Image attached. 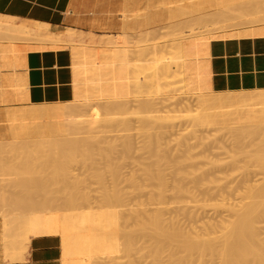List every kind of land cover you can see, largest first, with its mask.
<instances>
[{
    "label": "rangeland",
    "instance_id": "rangeland-1",
    "mask_svg": "<svg viewBox=\"0 0 264 264\" xmlns=\"http://www.w3.org/2000/svg\"><path fill=\"white\" fill-rule=\"evenodd\" d=\"M216 1L217 0H145L144 9H140L139 11H137V9H129V11L124 12V16L130 18L129 23L131 24L119 29L115 35L103 36V38L108 37L107 42H110L114 41L116 39V36L119 37V34L125 33L129 41H127V43L124 42V44L122 42L120 46H128L132 50V56L130 55V58L132 60L130 61V64H132V74L128 75L129 78H124L125 80L122 79L124 82H121L120 79V85L122 83L125 84L121 85L123 86L124 90L122 89L121 91H119L117 95H112L113 97H108L109 94H112L111 91H108L110 92L109 94L107 93L108 96L106 98H102V90L98 91L96 88L90 89L84 83L79 82L80 80L82 81L87 78L92 80L95 87L98 86V81L97 79H95V76H92V73L87 70V67H95L97 66L96 64L84 63L79 65L73 63L76 95L74 100L72 101H84L89 102L93 105L89 106V108L92 109L90 113L91 115L93 114V116L88 115L89 119L88 117H86L87 115L85 117L87 120L86 124H89L88 126L91 125L92 127H95H90V129L84 130L85 132L76 133L77 135L79 134L78 138H76V134H70H74L73 137L76 136V140L85 136H87L86 138H88V136L91 137L89 138L90 141H86L87 139L85 140L84 138V140L86 142H89V144L92 143L91 140L95 137L101 140L103 139L104 143L100 142L101 140L97 141V139L95 138V142L100 143L94 146H92L93 144H90L91 149L95 150L93 151L94 156L92 157V159L90 158L89 161L88 159L84 160L82 158H79L78 161H75L71 164L72 167H70L72 168V172L74 171V174L77 173L80 178H83V180L79 184L83 192L87 193V195L85 193L87 198L81 205L77 206L76 208L72 207V209H68L67 207H65L67 208L66 210H64L65 208L61 209V207H64L63 200L64 198L66 199L68 197L67 194L72 191L69 192L68 190H66L67 192H64L62 190L64 193L60 192L62 193L61 196L60 193H58L61 189H64L62 188L63 177L60 176V174H58L59 171H57V167L59 168L60 163L55 159L54 164L56 161L58 162L55 164L56 170H54V164L52 165V162H49L50 166H54L53 168H51L55 171V173L57 171L56 176L53 175L55 176L54 178H56V180L52 177V174H55L54 171H52L53 173H51V171L45 170V167L47 166L46 161L51 158L50 152H58V150L54 151L52 147L56 149L60 147L62 149L65 138L67 139L70 134H59L60 139L62 138V136H65L63 137V140L61 139V141L60 139H57V135L56 139L58 141L56 140V144H51L50 142L41 144L42 146H48L49 144V149H52L54 152L50 151L48 147L46 149V146L35 148V150L45 148L46 152L49 151L47 153H43L46 156L45 160V156L43 155V158L41 156L42 153L40 154L41 151H35L33 149L35 146H39L40 144L37 145L36 143H34L35 141H32L31 144H24V140L22 138L13 137L10 130L11 124L21 121L19 115H12V111H15L16 109L20 110L32 108V106H30L29 104L21 102V99L24 96L25 79L23 75L19 73L17 74L16 70L18 67L24 65L25 56L28 52L27 47L34 46L35 44L37 45L39 42L25 37L21 38L18 41V39L20 38L18 36L17 40H9L12 36H10L9 39H6L3 33L2 35L4 36L0 35V100L2 102L0 103V149L4 151L3 153H0V155L2 156L1 159H5L4 161L9 165L8 170L6 168L2 174V170H0V179H3V183L0 184V230L6 243L8 242V244H10L11 242L8 239V234H5L7 228L5 229L6 226L4 227L5 217H3V215L11 216L18 209L20 211H18L19 213L17 212L18 214H26L28 212L30 213V211L32 212V210H30L29 207H31L33 211L53 207L49 209H53L54 211L58 210L57 212L59 213L61 212L62 214H69L72 216L83 215L86 212L95 213L97 216L102 213L110 215L108 220L103 221V226L105 227V230H110V232H114V230L116 229L114 235L115 233L117 235L119 234L118 237L115 236L118 239L114 237L116 239V242L113 238L114 242L112 244H105V242H101L104 244L101 248H99L100 246L98 247V245H94L96 246L94 249H92L93 247H90L89 251H84L85 253L83 252L81 254L80 252H78L79 254L77 253V255L73 252L75 255H72L71 257V259H74L72 264H74V262H81V264H222L223 261L224 264L225 259L221 255L222 251L219 248L222 245L223 240V237L221 236L223 234V226H226V224L229 223V220H232L234 217H238V215L233 216V213L229 211L228 206L230 204H233L236 212L240 213V200L242 199V203L244 204L243 216L246 222L252 223L254 226H258L262 231H264V194L259 195L257 193V189H259L260 186L264 185V89L254 91H234V100H232V102L228 104V107H226V110L224 112L220 113V117H218V120H216L218 123L210 120L214 123L213 124L209 122V120L202 118L204 110L203 108H200V106L201 104H203V102L201 103L200 101H202V99L198 97V93L201 94L202 92H200L199 89H195L197 86H193L194 84L192 85L189 78H186L187 74L165 73L160 68V65H172L175 63V61L179 63H185L183 62V59L179 58V56L184 53L178 52V50L174 49L171 44L174 41H178L186 37V34H188L189 32L187 24L189 25L191 23L190 26H192L193 21H195L196 25L198 26L197 22H200L202 25H206V22L210 23L212 22L211 20H220V18H217V16L211 15L213 17H209V13L211 14V12L213 11L216 12L219 9L220 11L225 12V10L221 9L228 5V1L225 0L226 4L224 3V0L219 3ZM245 1L246 0H232V2L229 1L230 3L228 6L230 7V5L237 3L236 6L238 7V4H242V2L245 4ZM247 1H249L247 2V4L250 3V0ZM252 1L253 0H251V2ZM255 1H257L258 6L256 4H253V6L254 8L258 9L251 8L252 4L250 3L248 5L250 6L249 10H247L248 8L240 10V8L238 7L239 12H244L247 10V13L252 12L250 14L251 16L255 14V17L257 19L259 18V16L264 17V1ZM255 1L253 2L255 3ZM222 2L225 5L221 4L219 6V4ZM236 6H234L233 8H236ZM239 6L241 7V5ZM229 7H227L226 10H229ZM231 8L232 6L230 7V9ZM202 11H204L203 13L209 12L207 13L206 18L211 20L208 21V19L206 18L204 20L205 16H203L202 18H198L200 14H202ZM237 11L233 9L234 13L232 12V15H238L237 17H233L232 15H230L231 13L229 10V15L233 18L228 16V14L226 13L228 17L226 16L224 19L227 18L228 21L223 19L222 25L219 20L217 21L219 22L221 27H226L224 28V30H227V32L225 31L224 33L225 37L235 36L234 34L231 35V31L233 33L235 29H243L248 25L242 27L240 23L251 21V19L249 20V18L251 17L249 16V14L245 12L244 14L242 12V15L239 16V14L241 13H238ZM256 12L259 15H256ZM224 14L223 16H221V18L224 17ZM153 15L155 16V20H152L151 18ZM196 15L197 17H195ZM189 17L191 18V22L188 21L190 20ZM229 17L230 20L228 19ZM254 18L252 19L254 20ZM201 19H203L204 22L206 21V24H203V22H201ZM184 20L188 22L185 23ZM216 21L215 23H213L215 27L220 26L216 23ZM230 21H235L236 23L234 22L233 24L237 26L232 27L233 24H230ZM153 23L155 24V26H153ZM175 23L177 25H175ZM183 23L186 25H184ZM200 23L199 25H201ZM263 23L264 21L259 22L253 27L263 25ZM196 25L194 24V27H197ZM68 33L73 34L74 31L70 29ZM216 33H218V31H216ZM15 35L16 34H14L13 38L16 37ZM128 42L130 43L128 44ZM12 43H14L15 45H13ZM93 58H91V60ZM96 60L101 61L100 59ZM122 63L125 64V62ZM122 63L118 62V64ZM142 65H144L146 69H144ZM138 66H140V70L137 69V71H135ZM7 68L12 69V74L9 76L4 74V70ZM103 74L105 76L107 72H104ZM116 81L118 80H115L114 82L116 83ZM224 92L227 93V91ZM208 93H210V91H208ZM200 94L199 96L201 97ZM168 97L173 98L168 99ZM164 98H166L165 101H163ZM180 99L182 100V103L188 104L182 105L180 103ZM185 99L187 100L186 102ZM168 100L171 102L173 100L174 101L172 103H168ZM143 101H145L146 103H148L149 101L151 104L152 102H154V105H150V107V103L145 104ZM101 102L102 105L105 102V105L109 104V106L106 107L102 106L105 109L109 108L106 109L107 111L102 110V107L99 104ZM120 103L122 105H125L124 108L122 105H120ZM142 103H144L146 106L148 105L146 109L147 111L144 110L145 108H142L143 105L140 106ZM111 105H113L112 107L115 106L116 108L119 105V107L123 109H120L118 107L119 110L114 108L112 109V111L110 110ZM186 105L189 106L187 107ZM98 106L99 108L101 107L100 109L102 111H105L106 113L98 109ZM44 107L49 106L44 105ZM184 107L187 109H185ZM189 107L191 108L189 109ZM125 108H127L126 111ZM97 109L104 115L100 116L98 122H93V120L97 121V119H95V117H97L95 116L97 115L95 112L97 111ZM108 111H110V114ZM20 113L21 112H19V114ZM159 117H161L162 119ZM90 118L92 119V121ZM125 118L127 121L122 122L123 120H125ZM149 120H151L152 122ZM85 121H83L84 125H86ZM126 123L128 124V126L126 125ZM114 124L116 127L119 125L117 127V129L119 128L118 130H114V128H116ZM88 130L89 133L90 131L92 133L89 134L88 132H86ZM92 134H94V136ZM118 134L121 137H124L123 134H126L127 136L125 135L124 138H121V141V139L118 138ZM150 137H152V139ZM75 138H73V140ZM125 138H130L129 140L132 143H124ZM201 138L202 141H200ZM131 139H133L134 141ZM9 140L12 142L11 145L14 142V146L17 145L18 147L30 144V146L28 145L27 148L30 147L29 149H31L32 146V151H34L33 154H35L33 155L31 153L32 156L29 157L30 159L24 158L23 161L20 160L23 159V157L21 158L17 155L14 156V153H10L13 145H9ZM17 140L18 142L20 141L18 144H16ZM81 140H78L77 146L80 145L81 147V145H83L84 149L87 144L79 143ZM84 140H82V142ZM112 143L114 144L112 145ZM123 143L125 144V149L127 150L123 149ZM57 144L58 146H56ZM6 146L10 150H8ZM191 146H193V148H191ZM80 147L78 146L79 150L81 149ZM24 148H26V146ZM60 148L59 153L61 152ZM88 148H90V146H88ZM100 150L102 153H104H99ZM123 150L125 154L123 153ZM126 151L128 153H126ZM164 152L166 153L167 158L163 160L158 155H161L160 153ZM4 153H6V156H3ZM59 153H57V155ZM111 153L113 154V156L110 155ZM230 153L235 157L234 165L230 166V164L228 163L222 166V170L220 168V170H218V166H215L211 163L212 160H220V162L224 160V163L226 161L228 162V159L231 160L232 157V155H228ZM28 154L23 156L27 157ZM107 154L110 157H107ZM38 155L41 156L42 159ZM54 155L56 154L54 153L51 159L54 158ZM112 157H114V159ZM95 159L97 161L96 165L94 161ZM17 160H19L20 163ZM107 160L111 161L107 162ZM15 161H17L18 164ZM92 161L94 163H92ZM13 162L15 163L13 164ZM23 164L27 167L23 166ZM92 164H94L96 167ZM49 165L47 166V168L49 167ZM51 168L49 167L50 170ZM109 169H114L115 174L116 172L119 173L116 174L117 176H115V181L113 180L114 175L112 174L111 176L112 172ZM147 169H150L149 171L151 174L152 172L155 174L161 172L166 179V184L161 186L155 178H152L150 173L146 174L148 173ZM95 171L102 172L101 174L104 175L103 177H105L103 178L104 181L101 180L100 182V180L94 177L93 174L95 173ZM48 172H50V176H48ZM79 172L82 174H79ZM44 174H48L47 176L49 177V179H51L52 177L54 179V181L53 179H51L53 183H55V181L59 182L62 179L60 181L61 183H55L56 185L61 184V187H57L58 190L55 191L56 189L54 187H56V185L52 184L54 190L51 185L52 189L49 188V190L47 189L46 191H44L45 194L49 191V193L47 194L50 196H45L44 193L40 192L37 193L34 197L35 193H32L34 197L33 199L32 195L28 196L30 194L28 190H25V185L30 184L36 179H40V177H42ZM57 174L58 177L60 176L59 180ZM132 178H134V182H132ZM1 181L2 180H0V182ZM115 184L117 185V187H115ZM14 191L16 192V194L14 193ZM26 191H28V195H26ZM50 191L51 194L53 193L52 195L50 194ZM22 192H24L25 195H23ZM57 193L59 196L57 195ZM105 193H109V195L117 193L119 194V198L114 200L113 202L106 203L103 200ZM11 195L14 196L10 198ZM39 195L41 199L39 198L40 202L38 203H41L42 206L44 203H42V201L46 200L47 197V200L44 204L45 208H42L41 205L39 206L40 208H38V204H36L35 198L39 197ZM63 195L66 197H64ZM24 196L26 198H30L29 201H31V203H28V199L25 202L23 199ZM55 196L60 198L58 199ZM18 197H21L19 200L21 201L23 199V202L28 204L29 207L27 208L28 205L22 204V201V205L20 204V201H18L16 203L17 205H19L16 206L15 201L18 200ZM50 198H52V200ZM48 199L52 204L48 203ZM58 200L61 201H59L58 203ZM32 201L35 202V206L38 209H35L36 207H32L31 204H34L32 203ZM62 201L63 205L61 204ZM8 202H10V204ZM58 204L59 206L60 204L62 205L60 206V209L58 207ZM225 204L228 206H226ZM8 205L11 206V208H8ZM56 206L58 207V209ZM248 207H252V210L253 207L256 208L254 212L252 211L251 213L249 212ZM22 208L25 209L23 210ZM113 215L118 216L119 219L116 221L118 224L114 223V221L112 220L111 217ZM156 216L160 218L161 223V232L159 233V235H156V233H154L152 225L147 224L149 218ZM227 219L228 221H226ZM226 229L224 230L226 231ZM125 230L132 231L135 234V238H133V241L131 239L132 244L130 245L129 249L126 247V245H128L129 247V244H127L128 242L124 244V241L126 239L124 237ZM174 230H180L184 235L189 236L190 239H193V241L195 242L197 241V244L199 243L200 245H204L205 242L213 240L212 242L215 248H205V251H201L202 249L193 251L192 249L188 248L190 251H186L187 247H183V245H187V238L176 240L167 237V234L170 231ZM261 237H263L262 240L254 239L250 241L249 238L246 237L243 241L239 242V252L241 253L240 255H238L235 264H264V232L262 233ZM15 239L17 240V238L15 237L12 243L14 242L16 244ZM190 239L188 238V241H190ZM191 243L193 242L191 241ZM117 244L119 245V247L117 246ZM64 264L71 263H66L64 261Z\"/></svg>",
    "mask_w": 264,
    "mask_h": 264
},
{
    "label": "bare ground",
    "instance_id": "bare-ground-1",
    "mask_svg": "<svg viewBox=\"0 0 264 264\" xmlns=\"http://www.w3.org/2000/svg\"><path fill=\"white\" fill-rule=\"evenodd\" d=\"M221 1H223V0H217L216 2H221ZM228 1V5H229V1H231L232 2V0H227ZM253 1H255V0H253ZM252 1V2H253ZM260 1V0H259ZM258 1V2H259ZM264 1V0H263ZM215 2V3H216ZM226 1L224 0V3H225ZM235 2V1H234ZM233 2V3H234ZM244 2V1H243ZM242 2V4H244ZM247 2H249V1H245V4H246V6H245V4L244 5H242L241 3L240 4H238V7L240 8V10L241 9H247V10H249V7L250 6H248L250 3L252 4L251 6V8H254V6H253V4H256L257 6H258V3H257V1H255V3L253 2H251V0H250V3H248L247 4ZM261 2V1H260ZM214 3V4H215ZM223 2L222 3H220L219 4V6L221 5V4H223V5H225ZM217 4V3H216ZM211 5H212V3H211ZM228 5H226L227 7H229ZM236 6L237 5V3H235V4H232V5H230V7L232 6V10L230 9V7H229V10H230V15H232L234 12H233V9H235V11H237L239 8L236 6V8H233L234 6ZM239 5H241V7H243V8H241ZM259 5H260V3H259ZM215 6V5H214ZM223 7V8H225V9H221V10H225V12L224 11H220V9L219 10H217L216 12L215 11H213V12H211V14L209 13V12H206V13H203L204 11H202V14H200V16L198 17V18H202L203 16H205L204 17V20H205V18H206V15H207V13H209V17H213V16H217V18H220V20L219 19H217V21L219 20V22H221V25H222V23H223V19L227 16V14H228V16H230L229 15V10H226V8L227 7ZM244 6H245V8H244ZM256 6V7H257ZM261 7V6H260ZM263 7V6H262ZM237 9V10H236ZM254 9H258V8H254ZM253 9V10H254ZM260 9V8H259ZM264 9V8H263ZM262 9V10H263ZM246 10V11H247ZM253 10H250V11H253ZM226 11H228V12H226ZM246 11H244L245 13H247ZM259 11V10H258ZM261 11V10H260ZM233 12V13H232ZM238 13H241V14H239V16L240 15H242V12L243 11H241V12H239V10L237 11ZM243 12V13H244ZM255 12V11H254ZM262 12V11H261ZM225 13V14H224ZM227 13V14H226ZM237 13V14H238ZM244 13V14H245ZM252 12H250V13H247V14H249V16H251L250 14H251ZM264 13V12H263ZM222 14V15H221ZM223 14H224V17H222L221 18V16H223ZM244 14H243V17H244ZM246 14V15H247ZM211 15H213V16H211ZM256 15H259V14H257V12H256ZM261 15V14H260ZM263 15V14H262ZM227 16V17H228ZM233 17H237L238 15H232ZM232 16H230V17H232ZM254 17H255V14L253 15ZM253 16H251L250 18H249V20L251 19V21H248V22H243V23H240V22H238V23H240V25L243 27V26H245V25H248L247 27H245V28H243V29H239V30H234V32L232 33V31H231V35H235V36H243V35H249V36H253V35H257V34H260V35H262V34H264V23H263V25H259V26H255V27H253L254 25H257L259 22H263L264 21V17H262V16H259V18L257 19L256 17V19L253 17ZM264 16V15H263ZM195 17H197V15L195 16ZM208 17V16H207ZM230 17L228 18L229 20H230ZM232 17V18H233ZM246 17V16H245ZM258 17V16H257ZM261 17V18H260ZM192 18H193V16H192ZM252 18H254V20L252 19ZM263 18V19H262ZM187 19V18H186ZM189 19L190 20H188V21H190L191 22V18L189 17ZM197 19V18H196ZM206 19H208V18H206ZM237 19V18H236ZM235 19V20H236ZM202 21L201 22H203V24H206V25H202L200 22V24L201 25H199V23L197 22V24H198V26L196 25V23H195V21H193L192 22V26H190L191 25V23L188 25L187 24V27L189 28L188 30H189V32H188V34H186V37L185 38H183V39H181V40H178V41H174L172 44H171V46L174 48V49H176V50H178V52H183L184 54H182L181 56H179V58H181V59H183V62H185V63H179V62H177V61H175V63L174 64H172V65H160V68L165 72V73H186L187 75H186V78H189V80L191 81V83H192V85L193 86H197L195 89L197 90V89H199V91L200 92H202L201 94L200 93H198V97L199 98H201L202 99V101H200L201 103L203 102V104H201V106H200V104H199V106H200V108H203V114H202V118H204V119H207V120H209V122H211L210 120H212V121H214V122H216V123H218L216 120H218L217 118L218 117H220V113L221 112H224L225 110H226V107H228V104L230 103V102H232V100H234V98H235V93H234V91H227V93L226 92H224V91H220V92H218V91H214L213 89H212V87H211V84H210V72H209V68H208V61H207V57H208V55H209V51H208V48H209V43H210V41L212 40V39H214V38H224L225 37V35H224V33H225V31L227 32V30H224V28H226L225 26L224 27H221V25L219 24V22H217L215 19V21H216V23L217 24H219L220 26H217V24H216V26L217 27H215V25L213 24V23H215V21H213V20H211V19H208V21L209 20H211L212 22H210V23H212V24H210V23H208V22H204L203 21V19H201ZM224 20H227V18L226 19H224ZM188 21H185L184 20V22L185 23H187ZM198 21H200V20H198ZM228 21V20H227ZM183 22V21H182ZM235 22V21H234ZM233 21L231 22L230 21V24H233L234 23ZM197 26V27H194V24ZM229 23V22H228ZM228 23H227V25H228ZM236 23V22H235ZM237 23V24H238ZM184 24V23H183ZM175 25H177L176 23H175ZM180 25V24H179ZM184 25H186V24H184ZM213 27H212V26ZM240 25H238V26H240ZM183 26V25H182ZM229 26H231V25H229ZM235 26H237V25H232V27H235ZM192 27V28H191ZM72 31H74L73 29H71ZM68 31H70V29L69 28H67L65 31H56V32H58V34H60V35H62L63 33H65V32H68ZM216 31H218V33H216ZM2 33L5 35V37H6V39H9V37L10 36H12V37H10V39L9 40H17L18 39V37H20L19 39H18V41L21 39V38H30L31 40L33 39V41L35 40V41H38L39 43L36 45L35 43H33V44H35L34 46H29V47H27V50H31V49H45V48H57V47H64V46H69L70 48H71V52H73V59H74V61H73V63L74 64H79V65H81V64H90V63H94V64H96L97 66H95V67H87V70L90 72V73H92L91 75L92 76H95V79H97V81H98V83H97V85L98 86H94L93 85V82H92V80H90V79H84V80H80L79 82L80 83H84L87 87H89L90 89L91 88H96L98 91H103V94H101V96H102V98H106L107 96H108V94L110 93V92H108V91H111L112 92V94H109V96L108 97H110V96H114V95H117V93L119 92V91H121L122 89H123V86H121L122 84L123 85H125L124 83H122L121 85H120V83H119V81H120V79H121V82L123 81L122 79H126V78H129L128 77V75H130V74H132V68H131V66H132V64H130V61H132L131 60V58H130V55H131V53H132V50L130 49V47H128V46H120V44L123 42V44H124V42L125 43H127V41H129L128 39H127V35L125 34V33H122V34H119V37H117L116 36V39L114 40V41H110V42H104V43H91V44H89V43H85L82 39H80V38H69V39H63V38H61V37H59V38H52L50 35H41L40 33H33L31 30H30V28L27 26V25H24V24H17V23H13L12 21H11V19L10 18H7V17H5V16H1L0 15V35L1 36H4V35H2ZM14 34H16L15 36L17 37H14V38H16V39H14L13 38V36H14ZM50 34H52V33H50ZM128 35H129V33H128ZM227 36V35H226ZM8 37V38H7ZM12 38V39H11ZM94 38V37H93ZM24 41H25V39H24ZM93 41V40H92ZM14 42V41H13ZM21 42V41H20ZM32 42V41H31ZM130 42H128V44H129ZM13 45H15L14 43H12ZM22 44V43H21ZM25 44V43H24ZM122 44V45H123ZM127 44V45H128ZM132 56V55H131ZM212 56V55H211ZM94 57V58H93ZM91 58H93L92 60H91ZM84 61H83V60ZM96 59H100L101 61H98V60H96ZM122 59V60H121ZM82 60V61H81ZM118 60H121V61H118ZM87 61V62H86ZM118 62H125V64L124 63H122V64H118ZM72 63V64H73ZM132 63V62H131ZM143 67H144V69H146V67L144 66V65H142ZM141 66V67H142ZM174 67H176V68H174ZM140 68V66H138L136 69H135V71H137V69H139ZM140 70V69H139ZM141 70H143V69H141ZM134 71V70H133ZM104 72H107V74H105V76H104ZM143 73V72H142ZM142 75H144V74H142ZM103 76H104V79H103ZM124 79V80H125ZM115 80H118V81H116V83L117 84H119V85H117L114 81ZM24 82H25V80H24ZM124 82V81H123ZM25 85H24V96L22 97V99H21V102L23 103V102H25L26 101V96H25V90H26V83H24ZM103 87H104V89H103ZM74 89H75V86H74ZM124 90V89H123ZM208 91H210V93H208ZM105 92H106V94H105ZM204 92V93H203ZM108 93V94H107ZM199 94L201 95V97L199 96ZM119 95H120V93H119ZM112 96V97H113ZM117 97V96H116ZM169 98H173V97H168V99ZM187 98V97H186ZM165 99L166 98H164V100L163 101H165ZM200 99V100H201ZM110 100V99H109ZM113 100H115V99H113ZM119 100V99H118ZM181 100V99H180ZM16 101V100H15ZM101 101V100H100ZM105 101V100H104ZM162 101V102H163ZM167 101V100H166ZM174 101V100H173ZM172 101V102H173ZM179 101V100H178ZM187 100L185 99V102H186ZM17 102V101H16ZM145 104H149L150 102L148 101V103H146L145 101H143ZM169 102H171V101H169L168 100V103ZM171 102V103H172ZM199 102V103H200ZM0 103H2L1 102V100H0ZM18 103V102H17ZM106 103V102H105ZM105 103L102 105V102L101 103H99L100 105H101V107L102 106H104V107H106V106H109V104L107 105H105ZM110 103V102H109ZM112 103V102H111ZM113 103H114V101H113ZM112 103V104H113ZM144 103H142L140 106H142L143 105V109L144 110H146L147 109V107H148V105L146 106ZM154 102H152V104L150 103L149 104V106L151 105H154L153 104ZM164 103V102H163ZM180 103L183 105L184 103H182V100L180 101ZM94 104V103H93ZM116 104V103H115ZM165 104V103H164ZM185 104H188V103H185ZM184 104V105H185ZM195 104V103H194ZM19 105V104H18ZM30 106H32V108L31 109H20V110H15V111H12V115H14V116H17V115H19V117H20V119H21V121L20 122H14L13 124H11L10 125V130H11V133H12V136L13 137H15V138H22L24 141H23V143L24 144H27V143H30L31 144V142L33 141H35L34 143H36L37 145L38 144H40L39 146H35L33 149L35 150V148H39V147H45L44 145L42 146L41 144H46V142H50L51 144L52 143H54V144H56V140L57 139H60L59 138V134L61 135V134H64L65 135V133H67L68 135L70 134V133H74V134H76V133H81V132H85L84 130H86V129H90V127H92L91 125L90 126H88L89 124H86L87 123V120H86V117H88V115H90V116H93V114L91 115V110L92 109H90L89 108V106L91 105V106H93L91 103H89V102H84V101H81V102H78V101H69V102H63V103H53V104H29ZM44 105L45 106H49V107H44ZM97 105V104H96ZM120 105H122L121 103H120ZM182 105H181V107H182ZM193 105V104H192ZM196 105V104H195ZM113 105H111V109L110 110H112V109H114V108H116L115 106L114 107H112ZM123 106V108H124V106L125 105H122ZM144 106H146V107H144ZM150 106V107H151ZM167 106H169V105H167ZM187 106V105H186ZM189 106V105H188ZM187 106V107H188ZM198 106V105H197ZM196 106V107H197ZM22 107V106H21ZM24 107V106H23ZM100 107V108H101ZM118 107H119V105H118ZM116 108V109H118L119 110V108ZM149 107V108H150ZM30 108V107H29ZM98 109H100L99 108V106L97 107ZM123 108H120V109H123ZM185 108V107H184ZM191 107H189V109H190ZM97 109V111H95L96 112V114L97 115H95V116H97V117H95V119H97V121L96 120H93V122L95 121V122H98L99 121V118H100V116L101 115H104V114H102V112H105V111H107L106 109H109V108H103L102 107V110H105V111H102L101 109V111L102 112H99V110ZM129 109V108H128ZM185 109H187V108H185ZM188 109V110H189ZM127 110V108H125V111ZM149 110V109H148ZM160 110V109H159ZM187 110V111H188ZM113 111V110H112ZM147 111V110H146ZM191 111V110H190ZM7 112H8V110H7ZM19 112H21L20 114H19ZM95 112H94V114H95ZM109 112V114H110V111H108ZM106 113V112H105ZM118 113V112H117ZM146 113H148V112H146ZM115 114V113H114ZM119 114V113H118ZM122 114V113H121ZM87 115V116H86ZM113 115V114H112ZM81 116V117H80ZM86 116V117H85ZM114 116V115H113ZM149 116V115H148ZM79 117V118H78ZM84 117V118H83ZM151 117V116H150ZM158 117V116H157ZM80 118H83V119H80ZM92 118V117H91ZM90 118V119H91ZM124 118V117H123ZM159 118H161V117H159ZM7 119V118H6ZM88 119H89V117H88ZM94 119V118H93ZM108 119V118H107ZM121 119V118H120ZM158 119V118H157ZM162 119V118H161ZM82 120V121H81ZM86 120V121H85ZM129 120V119H128ZM147 120V119H146ZM79 121H81V122H79ZM83 121H85V124L86 125H84V123H83ZM90 121V120H89ZM91 121H92V119H91ZM101 121V120H100ZM116 121V120H115ZM119 121V120H118ZM126 122L127 120H126V118H125V120H123L122 122ZM149 121H151V120H149ZM110 122V121H109ZM121 122V123H122ZM135 122V121H134ZM148 122V121H147ZM152 122V121H151ZM160 122V121H159ZM163 122V121H162ZM161 122V123H162ZM89 123H91V122H89ZM103 123V122H102ZM112 123V122H111ZM115 123V122H114ZM120 123V122H119ZM130 123V122H129ZM150 123V122H149ZM211 123H213V122H211ZM101 124V123H100ZM117 124V123H116ZM214 124V123H213ZM93 125H95V124H93ZM122 125H124V124H122ZM126 125L128 126V124L126 123ZM151 125V124H150ZM160 125V124H159ZM100 126V125H99ZM114 126H115V124H114ZM113 126V127H114ZM119 126V125H118ZM117 126V127H118ZM141 126V125H140ZM93 127H95V126H93ZM92 127V128H93ZM111 127V126H110ZM116 127V126H115ZM117 127L116 128H114V130L116 129V130H118L117 129ZM121 127V126H120ZM123 127V126H122ZM163 127V126H162ZM124 128V127H123ZM133 128V127H132ZM121 129V128H120ZM124 130V129H123ZM129 130H130V128H129ZM181 130V129H180ZM86 132H88L89 133V130L88 131H86ZM88 133H87V135H88ZM90 133H92L91 131H90ZM89 133V134H90ZM74 134L73 135H69L68 136V138L67 139H69V140H67L66 138H65V140H64V144H63V146H64V148H63V146H62V149L60 148V153H59V148H53L52 146L54 145H52L51 147H52V149L55 151V150H58V152L57 151H53L52 149L50 150L49 149V144H48V146H46L45 148L47 149V147H48V149L50 150V151H53L56 155H57V153H59L57 156L56 155H54V160L53 159H51L52 157H53V154L54 153H52V152H50L51 153V158H49V160L48 161H46V164H47V166L50 164L49 162H52V165L54 164V161H55V159L56 160H58L59 161V168L57 167V171H59L58 172V174H60V176H62L63 177V183H62V188H64V189H61L58 193H60V192H62V193H64L66 190H68L69 192L70 191H72V192H70V193H68L67 194V198L65 199L64 198V203H63V201L61 202V204L63 203L64 204V207H61V209L63 208H65V207H67L68 209H72V207L74 208H76L77 206H79V205H81L83 202H84V200L87 198V193H86V195H85V193L83 192V190H82V188L80 187V182L83 180V178H80L79 177V175H77V173L76 174H74L73 172H72V166H71V164L73 163V162H75V161H78V159L80 158H82V159H84V160H89L90 158L92 159V157L94 156V153H93V151H95V150H92L91 149V145L92 146H94V145H96V144H99L100 142H103V139L101 140V139H99V138H96L97 139V141L98 140H101L99 143L98 142H95L96 140H95V138L94 137H92V138H94V139H92L91 140V142L92 143H90L89 144V142H86V141H90V139L89 138H91V137H89L88 136V138H86L87 136H85V137H83V138H79V139H77L76 140V138H78L79 136V134L77 135V137L75 138V137H73L74 136ZM151 134V133H150ZM57 135H58V138H57ZM93 136H94V134H92ZM116 135V134H115ZM119 135V134H118ZM125 135L126 134H123V136L125 137ZM152 135V134H151ZM11 136V137H12ZM56 136V137H55ZM113 136V135H112ZM127 136V135H126ZM132 136V135H131ZM159 136V135H158ZM61 137V136H60ZM63 137H65V136H62V140H63ZM69 137H71V138H69ZM114 137V136H113ZM117 137V136H116ZM124 137H121L120 135H119V137L118 138H124ZM129 137V136H128ZM161 137V136H160ZM204 137V136H203ZM14 138V139H15ZM57 138V139H56ZM73 138H75L74 140H73ZM84 138H85V140H84ZM117 138V139H118ZM151 139H152V137H150ZM149 138V139H150ZM155 138V137H154ZM61 139H60V141H61ZM84 140L83 142H82V140ZM89 139V140H88ZM130 139V138H129ZM128 138H125L124 139V143H126L127 142V144L128 143H132V142H130V140H129ZM161 139V138H160ZM78 140H81L79 143H82V144H87L86 146H87V148H86V146L84 147V149H83V145H81V147H80V145H78L81 149L79 150V148H78V146H77V142H78ZM94 140V141H93ZM105 140V139H104ZM131 140H133V139H131ZM58 141V140H57ZM59 141V142H60ZM107 141V140H106ZM121 141H122V139H121ZM134 141V140H133ZM154 141H155V139H154ZM153 141V142H154ZM200 141H202V138H201V140ZM20 142V141H19ZM18 142V140L16 141V144H18L19 143ZM59 142H58V144H59ZM94 142V143H93ZM113 142V141H112ZM4 143H6V142H4ZM3 143V144H4ZM8 143V142H7ZM9 145L10 146H12L13 145V147H15V148H11V150L10 149H8L7 148V146H6V148L8 149V150H10V153H14L13 155L15 156V155H17V156H20L21 158L23 157V159H20V160H24V158H28V159H30L29 157H31L32 155H31V153L33 154V152L34 151H32V146H31V149H29V148H27L28 147V145L30 146V144H28V145H25L26 146V148H24L25 146L24 145H22V144H20V145H22V146H19V147H21V148H19L17 145V148H16V146H14V142H13V144L11 145V141L9 140ZM104 143V142H103ZM123 143V144H124ZM134 143V142H133ZM146 143V142H145ZM155 143H156V141H155ZM50 144V145H51ZM58 144L56 145V146H58ZM61 144V143H60ZM114 143H112V145H113ZM202 144V143H201ZM8 145V144H7ZM111 145V146H112ZM155 145V144H154ZM203 145V144H202ZM9 146V147H10ZM24 146V147H23ZM55 146V145H54ZM60 146V145H59ZM76 146H77V148H78V150H77V148H76ZM88 146H90V148H88ZM127 146V145H126ZM148 146V145H147ZM146 146V147H147ZM150 146V145H149ZM157 146V145H156ZM155 146V147H156ZM194 146V145H193ZM193 146H191V148H193ZM128 147V146H127ZM131 147V146H130ZM45 148H40V149H36L35 151H37V150H39V151H41L40 152V154H41V156L44 158V156H45V154H43V153H47V152H49V151H47L46 152V149ZM97 148V147H96ZM115 148H116V146H115ZM153 148V147H152ZM191 148H190V150H191ZM123 149L124 150H127V149H125V144L123 145ZM157 149V148H156ZM124 150H123V153H124ZM159 150V149H158ZM32 151V152H31ZM107 151H109V150H107ZM129 151V150H128ZM161 151V150H160ZM4 151H2V149H0V153H3ZM9 152V151H8ZM7 152V153H8ZM113 152V151H112ZM116 152V151H115ZM9 153V154H10ZM16 153V154H15ZM20 154V155H18V154ZM21 153H22V155H21ZM28 153H30V154H28ZM49 153V154H50ZM99 153H102L101 152V150L99 151ZM104 153V152H103ZM102 153V154H103ZM108 153V152H107ZM126 153H128L127 151H126ZM159 153V152H158ZM229 153V152H228ZM6 153H4V155L3 156H6L5 155ZM26 154H28L27 155V157L25 156H23V155H26ZM35 154V153H34ZM33 154V155H34ZM101 154V155H102ZM125 154V153H124ZM161 155H158L159 157H161L163 160L164 159H166L167 158V156H166V153L164 152V153H160ZM30 155V156H29ZM44 155V156H43ZM111 156H113V154L111 153L110 154ZM228 155H232V157H231V160H229L228 159V162L226 161L225 163H224V160L222 161V162H220V160L219 161H217V160H212L211 161V163L212 164H214L215 166H218V170H220L221 168L223 169V167L222 166H224V165H226V164H230V166H232V165H234V163H235V157H234V155L233 154H228ZM13 156V157H14ZM16 156V157H17ZM39 156V155H38ZM37 156V157H38ZM41 156H39L41 159H42V157ZM55 156H56V158H55ZM104 156H106V155H104ZM1 155H0V160H1V162H0V170H2V172H1V174L3 173V171H5V169L7 168V170H8V168H9V165L4 161L5 159H1ZM107 157H110V156H108V154H107ZM107 157H106V159H107ZM190 157V156H189ZM230 157V156H229ZM228 157V158H229ZM5 158V157H4ZM60 160H59V159ZM113 159H114V157H112ZM7 159H8V157H7ZM12 159V158H11ZM110 159V158H109ZM161 159V160H162ZM13 160V159H12ZM45 160H46V156H45ZM45 160H43V161H45ZM53 160V161H52ZM8 161H10V160H8ZM18 162H19V160H17ZM17 161H15L16 163H17ZM22 161H21V163H22ZM58 161H56L55 162V164L58 162ZM80 161V160H79ZM90 161V160H89ZM95 161V165L97 164V161H96V159L94 160ZM109 161H111V160H107V162H109ZM168 161H169V158H168ZM15 162H13V164L15 163ZM20 163V162H19ZM92 163H94L93 161H92ZM9 164H11V163H9ZM18 164V163H17ZM44 164V163H43ZM46 164H45V166H46ZM54 164V168L52 167V165L50 166L49 165V167L51 168H53L54 170H56V165ZM57 164V165H58ZM107 164V163H106ZM114 164V163H113ZM16 165V164H15ZM92 165H94V164H92ZM94 165V166H95ZM108 165V164H107ZM17 166V165H16ZM22 166V165H21ZM23 166H26V165H24L23 164ZM47 166L45 167V170H49V171H51V173H53L52 171H54L52 168H51V170L49 169V167L47 168ZM71 166V167H70ZM93 166V167H94ZM13 167V166H12ZM27 167V166H26ZM96 167V166H95ZM11 168V167H10ZM116 168H117V166H116ZM220 168V169H219ZM15 169V168H14ZM43 169H44V167H43ZM97 169V168H96ZM108 169V168H107ZM221 169V170H222ZM20 170V169H19ZM111 172V176H112V174L114 175V181H115V176H117L116 174H119V173H117L116 172V174H115V170L114 169H109ZM108 170V171H109ZM148 170V169H147ZM150 170V169H149ZM148 170V173H146V174H149L150 173V171ZM57 171H56V173H57ZM100 171V170H99ZM119 171H120V169H119ZM147 172V171H146ZM54 173H55V171H54ZM56 173L55 174H52V177L54 178L55 176H56ZM102 172H96L95 171V173L93 174L94 175V177H96L98 180H100V182H101V180L102 181H104V179L103 178H105V177H103L104 175H102L101 174ZM49 174V175H48ZM48 174H44L42 177H40V179H36L35 181H32L30 184H26L25 185V190H28L29 191V194L30 195H28V191H26V195H28V196H31L32 195V197H33V194L32 193H35L34 194V197H35V195L37 194V193H40V192H42V193H44L45 194V192L44 191H46L47 189L49 190V188L50 189H52L53 188V185L52 184H55V183H61L60 181L62 180L61 178V180L59 181V182H56L55 181V183H53V181H54V179L56 180V178H52L51 177V179H53V181L51 180V179H49V177L48 176H50L51 174H50V172H48ZM58 174H57V177H58ZM79 174H82V173H80L79 172ZM154 174V175H153ZM48 175V176H47ZM53 175H55V176H53ZM150 175L152 176V178H155L158 182H159V184L161 185V186H163V185H165L166 184V179L164 178V175L161 173V172H158V173H153L152 172V174L150 173ZM59 176V177H60ZM147 176H149V175H147ZM59 177H58V180H59ZM119 177V176H118ZM120 178V177H119ZM135 178H136V176H135ZM0 180H2L1 182H0V184H2L3 183V179H0ZM132 180V182H134V178H132L131 179ZM50 181H51V183H50ZM5 182V181H4ZM104 183V182H103ZM116 183V182H115ZM51 185H52V188H51ZM56 185V184H55ZM1 186V185H0ZM21 186V185H20ZM5 187V186H4ZM22 187H24V186H22ZM57 187L59 188V187H61V184L60 185H56V187H54L56 190L55 191H57L58 189H57ZM115 187H117V185L115 184ZM2 188V187H1ZM54 188H53V190H54ZM64 192H63V191ZM24 191V190H23ZM25 192V191H24ZM24 192H22L23 193V195H25L24 194ZM67 192V191H66ZM118 192V191H117ZM14 193L16 194V192L14 191ZM20 193V192H19ZM41 193V194H42ZM47 193H49V191L48 192H46V194H45V196L46 195H48ZM58 193H57V195H58ZM62 193H60V196L62 195ZM257 193L259 194V195H261V194H264V185H262V186H260L259 187V189H257ZM21 194V193H20ZM50 194H51V191H50ZM53 194V193H52ZM51 194V195H52ZM55 194V193H54ZM14 196V195H13ZM12 195H11V197L10 198H12L13 197ZM27 196V197H28ZM38 196V195H37ZM36 196V197H37ZM44 196V195H43ZM44 196V197H45ZM48 196H50V195H48ZM59 196V195H58ZM64 196V195H63ZM63 196H62V198H63ZM34 197H33V199H34ZM52 197V196H51ZM55 197H57V196H55ZM64 197H66V196H64ZM6 198V197H5ZM21 197H18V200L17 201H15V205L16 206H18L17 205V203L16 202H18V201H20L19 199H20ZM38 198V199H37ZM37 198H35V200H36V204H38L37 206H38V208H40L39 206L41 205V207L42 208H45V206H44V204H45V202H46V200H47V197H46V200H43L42 201V203H43V206H42V204L41 203H38V202H40V200H39V198H40V195H39V197H37ZM43 198V197H42ZM58 198V197H57ZM56 198V199H57ZM60 198V197H59ZM58 198V199H59ZM104 199V202H106V203H110V202H113L114 200H116V199H118L119 198V194H113V195H109V193H105V195H104V197H103ZM24 201L26 202V200L28 199V201L30 200V198H26L25 196H24ZM23 199L21 200L22 202H23ZM32 199V200H33ZM41 199V198H40ZM44 199V198H43ZM51 200H52V198H50ZM5 200H7V199H5ZM16 200V199H15ZM34 200V201H35ZM37 200H39V201H37ZM53 200H54V197H53ZM62 200V199H61ZM61 200H58L57 202L59 203V201H61ZM13 201V200H12ZM20 201V204L22 203ZM48 203H50L51 201L48 199ZM241 201V205H240V213H237L236 212V210H235V207L233 206V204H230L229 206L228 205H226V206H228V208H229V211L230 212H232L233 213V216L234 215H238V217H234L232 220H229L228 221V219L226 220V221H228L227 223L228 224H226V226L224 225L223 226V234L221 235L222 237H223V240H222V245L219 247L220 249H221V251H222V256L224 257V259H225V263L224 264H235L236 263V261H237V257H238V255H240V253L241 252H239V242L240 241H243L246 237H248L249 238V241L250 240H262V238L263 237H261V235H262V233L264 232V231H262L261 230V228L260 227H258V226H254L252 223H247L246 222V220L244 219V216H243V212H244V204L242 203V201H243V199L242 200H240ZM56 202V203H57ZM2 203H6V202H2ZM9 204H10V202H8ZM28 203H31V201H29ZM32 203H34V204H31L32 205V207H36L35 206V202H33L32 201ZM54 203V202H53ZM12 204H14V203H12ZM22 204H25V205H28V204H26V203H22ZM21 204V205H22ZM47 204V203H46ZM50 204H52V203H50ZM60 204V206H62ZM25 205H24V207H25ZM30 205V206H31ZM9 206V205H8ZM60 206H59V204H58V207H59V209H60ZM29 207V205L27 206V208ZM57 207V206H56ZM58 207H57V209H58ZM8 208H11V206H9ZM26 208V209H27ZM37 207L35 208V209H38ZM49 208H53V207H48V209H38V210H34L33 211V209L31 208V207H29V209L30 210H32V212L30 211V213L28 212V213H26V214H18L20 211H19V209L17 210V211H15L14 213H15V215H14V213L11 215V216H9V215H3V217H5V219H4V221H5V225H4V227H5V229L7 228V231H5V234L7 233V234H10V235H8V237L9 236H11V235H14V236H12V237H9L8 239H9V241L12 243V241H14V238L16 237L17 238V240L15 239V242H16V244L18 243V241H19V239H21V241L22 242H20L21 244L18 246V247H20V246H22V248H23V250L21 249V247H20V249H17L18 250V254H17V251H16V247H14L15 245H11V246H13V247H11V249H13V248H15V252L16 253H14V252H12L10 249H9V251H10V253L11 254H9V256H10V258L12 257V255H13V257H14V255L15 256H17L18 257V259H19V255H22V254H19V253H23L24 255L26 254V251H27V246H28V242L30 241V239L32 238V237H34V236H37V235H45V234H51V235H54V234H57V235H60L62 238H63V240H64V243H65V246H64V261L67 263H73V261H74V259H71V257H72V255H75L74 253H78V252H80L81 254L84 252V251H86L87 252V250L89 251L90 250V247L92 248V249H94L96 246H94V245H98V247L99 248H101L102 247V245H104L103 243H101V242H105V244H112L113 242H114V239L116 238V239H118L117 237H118V235L115 233V235H114V232H116L115 230H114V232H110V230L109 231H107V230H105L104 228V226H103V221H106V220H108V218L110 217V215H107V214H105V213H102V214H100V215H96L95 213H92V212H86L85 214H83V215H79V216H72V215H69V214H62L61 212L59 213V212H57V211H54L53 209L52 210H50ZM54 208H55V206H54ZM67 208H65L64 210H66ZM256 208V207H255ZM255 208L253 207V210H252V207H248V210H249V212H251L252 213V211L254 212V210H255ZM23 209V208H22ZM25 209V208H24ZM23 209V210H24ZM12 210V209H11ZM19 211V212H18ZM22 211V210H21ZM29 211V210H28ZM45 211V212H44ZM18 212V213H17ZM24 212V211H23ZM25 212H27V211H25ZM232 215V214H231ZM232 216V217H233ZM112 220L114 221V223H117L116 221L119 219L118 218V216L117 215H113L112 217ZM115 218H117V219H115ZM225 221V222H226ZM224 223V222H223ZM118 224V223H117ZM147 224L149 225H152V228L154 229V233H156V235H159V233L161 232V228H160V218L158 217V216H156V217H152V218H149L148 219V221H147ZM116 225V224H115ZM228 226V227H227ZM115 227H117V226H115ZM225 227V228H224ZM227 228V229H226ZM224 229H226V231L224 230ZM122 232V231H121ZM118 233V232H117ZM124 233V232H123ZM153 233V234H154ZM122 234V233H121ZM7 236V235H6ZM115 236H117V237H115ZM14 237V238H13ZM115 237V238H114ZM124 237L126 238L125 239V241H124V244L125 243H127V244H129V247H128V245H126V247L129 249L130 248V245L132 244V242H131V239H132V241H133V238H135V234H134V232H132V231H126L125 230V233H124ZM167 237L168 238H170V239H183V238H187V245L185 244V245H183V247L185 246V247H187V249H186V251H188L189 249L188 248H190V249H192L193 251L194 250H201V251H205L206 249L205 248H207V249H213V248H215L214 246H213V240L212 241H208V242H205V244L204 245H200L199 243L197 244V241L195 242V241H193V239H190V237L189 236H187V235H184L180 230H174V231H170L168 234H167ZM11 238V239H10ZM19 238V239H18ZM114 238V239H113ZM188 238L190 239V241H188ZM5 239H7V238H5ZM116 239H115V242H116ZM169 239V240H170ZM128 240V241H127ZM129 240H130V243H129ZM108 241H109V243H108ZM191 241L193 242V243H191ZM190 244H189V243ZM195 242V243H194ZM14 243V242H13ZM12 243V244H13ZM22 243H23V245H22ZM184 243V242H183ZM7 244H8V242H7ZM7 244H5V245H7ZM15 244V243H14ZM119 244V243H118ZM117 244V246L119 247V245ZM9 245V244H8ZM7 245V246H8ZM93 245V246H92ZM123 246H125V245H123ZM122 246V247H123ZM10 248V247H9ZM89 248V249H88ZM98 248V249H99ZM251 249V248H250ZM19 250H22V252L21 251H19ZM124 250H125V248H124ZM218 250V249H217ZM5 251H6V249H5ZM190 251V250H189ZM8 252V251H7ZM74 252V253H73ZM9 253V252H8ZM13 253V254H12ZM73 253V254H72ZM85 253V252H84ZM79 254V253H78ZM77 254V255H78ZM24 255H22V256H20L21 258L24 256ZM234 257V258H233ZM24 258V257H23ZM222 258V257H221ZM15 259V258H14ZM223 260V259H222ZM72 261V262H71ZM76 261V260H75ZM77 262V261H76ZM80 262V261H79ZM224 262V261H223ZM223 262H222V264H223ZM74 264H81V262L80 263H75L74 262Z\"/></svg>",
    "mask_w": 264,
    "mask_h": 264
},
{
    "label": "crops",
    "instance_id": "crops-1",
    "mask_svg": "<svg viewBox=\"0 0 264 264\" xmlns=\"http://www.w3.org/2000/svg\"><path fill=\"white\" fill-rule=\"evenodd\" d=\"M144 6L145 0H0V15L10 18L13 23L27 25L33 33L52 38H80L91 44L107 42L108 37L103 36L115 35L119 29L131 24L124 12L129 9L139 11ZM151 18L155 20L154 15ZM67 28L73 29L74 33L60 35L56 32ZM71 51L69 46L28 50L24 65L16 70L24 76L26 83V101L23 103L53 104L74 100ZM208 51L210 84L214 91L264 89V34L214 38ZM4 71L7 76L12 74L10 68ZM20 242L21 239L17 244L10 243L15 245L17 254V249L23 250L22 246L18 247ZM5 244L0 230V264H64V241L60 235L32 237L26 254L19 253L24 258L19 255V259L16 254L10 258L9 249L16 253L15 248Z\"/></svg>",
    "mask_w": 264,
    "mask_h": 264
}]
</instances>
